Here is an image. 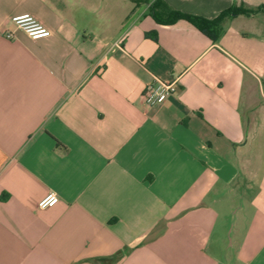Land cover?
<instances>
[{
    "label": "crops",
    "instance_id": "obj_1",
    "mask_svg": "<svg viewBox=\"0 0 264 264\" xmlns=\"http://www.w3.org/2000/svg\"><path fill=\"white\" fill-rule=\"evenodd\" d=\"M262 7L0 0V264H264Z\"/></svg>",
    "mask_w": 264,
    "mask_h": 264
},
{
    "label": "built area",
    "instance_id": "obj_2",
    "mask_svg": "<svg viewBox=\"0 0 264 264\" xmlns=\"http://www.w3.org/2000/svg\"><path fill=\"white\" fill-rule=\"evenodd\" d=\"M11 23L22 30L29 38H39L48 34V29L41 25L31 14H19L10 18ZM7 38L12 37L10 33L6 34ZM176 83L163 82L157 80L154 84L145 88L141 94V100L148 106L158 105L162 103L167 97L176 92ZM58 202L55 194H47L41 198L37 206L39 209H45L54 206Z\"/></svg>",
    "mask_w": 264,
    "mask_h": 264
},
{
    "label": "trees",
    "instance_id": "obj_3",
    "mask_svg": "<svg viewBox=\"0 0 264 264\" xmlns=\"http://www.w3.org/2000/svg\"><path fill=\"white\" fill-rule=\"evenodd\" d=\"M133 2H138V0H132ZM264 9V7H262ZM249 13L250 11H243V10H231V11H225L222 12L219 17H217L215 20L209 21L205 20L200 17L190 16L187 14H183L177 11H170V13L165 18H159L155 13H153V17L157 22L164 23V24H174L177 21H186L193 26H195L197 29L203 32H208V30L214 28L225 15L229 13Z\"/></svg>",
    "mask_w": 264,
    "mask_h": 264
}]
</instances>
